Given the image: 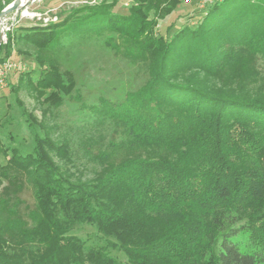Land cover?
<instances>
[{"label":"trees","instance_id":"16d2710c","mask_svg":"<svg viewBox=\"0 0 264 264\" xmlns=\"http://www.w3.org/2000/svg\"><path fill=\"white\" fill-rule=\"evenodd\" d=\"M118 1L12 29L0 45V64L31 58L18 84L43 106L42 120L27 115L29 151L0 139V264H264V0H216L165 33L181 0H133L127 14ZM84 44L145 76L88 108L110 137L86 148L97 166L87 179L43 123L79 100ZM81 224L105 245L73 235Z\"/></svg>","mask_w":264,"mask_h":264},{"label":"rangeland","instance_id":"374dc122","mask_svg":"<svg viewBox=\"0 0 264 264\" xmlns=\"http://www.w3.org/2000/svg\"><path fill=\"white\" fill-rule=\"evenodd\" d=\"M98 1L100 0H36L22 11L6 17L4 28L11 31L38 22L44 23L45 19L56 21L72 8ZM214 1L216 0H181L177 10L164 21L159 31L165 33L166 27L172 23L175 25L173 30L184 23L193 24ZM132 2L133 0H119L114 10L120 14H127ZM4 28L2 31L5 32ZM77 52H74L76 54L73 61L76 62L75 66L79 62L82 65V71L76 69L78 90L75 96L79 100L66 99L57 109L47 113L43 123L51 130L55 139H65L69 142L75 160V169L72 170L81 178L87 179L93 176L97 166L88 160L86 148L94 151L96 141L102 139L106 142L110 137L109 128L102 127L97 121L98 116L89 112L88 108L93 105L99 107L100 99L114 102L121 100L124 92L141 85L145 76L137 65L127 63L94 44H84ZM8 60L17 67V71L10 74L8 85L0 91V139L5 144L14 145L8 140V136L11 135L22 150L29 151L32 147L33 132L27 125V115L30 114L37 122L42 120L43 106L34 100L30 88L24 83L18 84L20 72L33 66L31 58L14 52ZM261 84L262 82L256 83L253 89ZM11 86L15 87L14 92L11 91ZM25 197L31 200L28 195ZM71 233L88 244L105 245L101 235L91 225H78ZM108 252L119 260L124 259L121 252L111 248Z\"/></svg>","mask_w":264,"mask_h":264},{"label":"built area","instance_id":"2783aa9c","mask_svg":"<svg viewBox=\"0 0 264 264\" xmlns=\"http://www.w3.org/2000/svg\"><path fill=\"white\" fill-rule=\"evenodd\" d=\"M49 20H44V23H47ZM5 20L3 21V23L0 25L1 30L0 32H2V44H5L6 42V32L9 30V28H4L5 24H4ZM5 29V32L2 31V29ZM16 66L10 61V60H6L3 63L0 64V91L3 90L6 86H7V81L8 78L10 76V74L15 73L16 70Z\"/></svg>","mask_w":264,"mask_h":264},{"label":"water","instance_id":"95a60500","mask_svg":"<svg viewBox=\"0 0 264 264\" xmlns=\"http://www.w3.org/2000/svg\"><path fill=\"white\" fill-rule=\"evenodd\" d=\"M36 0H25V2H21V0H13L7 7H5L0 12V25L3 23L6 17H8L12 13H17L25 9L30 3ZM2 32H0V45L2 43Z\"/></svg>","mask_w":264,"mask_h":264},{"label":"bare ground","instance_id":"6f19581e","mask_svg":"<svg viewBox=\"0 0 264 264\" xmlns=\"http://www.w3.org/2000/svg\"><path fill=\"white\" fill-rule=\"evenodd\" d=\"M21 2L23 3V2H25V0H21Z\"/></svg>","mask_w":264,"mask_h":264}]
</instances>
